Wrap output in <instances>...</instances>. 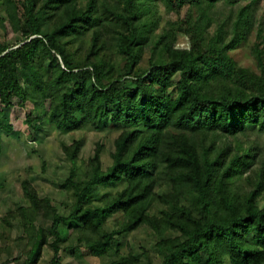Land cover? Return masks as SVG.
Masks as SVG:
<instances>
[{
  "label": "trees",
  "instance_id": "1",
  "mask_svg": "<svg viewBox=\"0 0 264 264\" xmlns=\"http://www.w3.org/2000/svg\"><path fill=\"white\" fill-rule=\"evenodd\" d=\"M263 1L0 0V128L30 103L33 134L49 121L117 132L109 149L95 141L84 183V137L60 141L74 203L20 180L0 264H39L45 247L48 264L69 249L101 264H264ZM253 35L244 65L232 51ZM103 186L122 188L94 205Z\"/></svg>",
  "mask_w": 264,
  "mask_h": 264
},
{
  "label": "rangeland",
  "instance_id": "2",
  "mask_svg": "<svg viewBox=\"0 0 264 264\" xmlns=\"http://www.w3.org/2000/svg\"><path fill=\"white\" fill-rule=\"evenodd\" d=\"M259 13L264 18V1L259 3ZM3 37L13 42L17 33L14 29L9 28V31ZM256 39L253 35L248 44L240 45L232 51L236 59L244 65L253 66V58L251 56V45ZM184 38H179L180 45L185 43ZM148 54L147 57H150ZM160 57V53L156 55V60ZM32 104L26 106H18L17 104L7 109L4 115V125L0 128V145L2 148L0 154V203L1 217L6 219V213L12 209L14 204L24 201L21 194L20 180L29 178L36 183L41 193L55 197L57 200H63L70 197L74 203V199L69 193V189L64 182V177L67 173L70 163L67 162L60 152L59 143L61 140L68 142L74 138L84 137L83 159H80L77 164L76 180L84 183L92 175L91 166L89 163V155L93 151V146L96 140H102L109 146L115 138L116 131H97L91 127H85L78 131H72L65 126L53 121H49L44 125V128L37 134H33L31 129L26 124L27 114H33ZM264 141V134L261 135ZM104 161L108 164L110 157L108 150L104 153ZM121 186H103L98 188L94 193V205H103L109 202L117 193ZM157 210H162L164 204L157 201L155 204ZM22 233V228L17 226L14 228L13 237H17ZM134 242L149 241L146 229H141L135 233V236H130ZM3 243V240H0ZM128 252V246L125 247ZM8 250H11L9 259L18 253V248L9 244ZM83 251L79 250L75 253L72 250H63L62 257L65 264H101L99 259L91 256H85ZM53 256V251L49 247H45L43 256L39 264H48ZM13 259V258H12ZM9 264H16L10 262Z\"/></svg>",
  "mask_w": 264,
  "mask_h": 264
}]
</instances>
